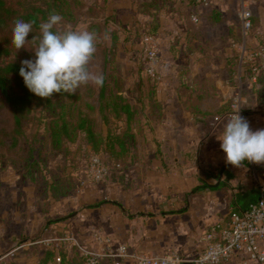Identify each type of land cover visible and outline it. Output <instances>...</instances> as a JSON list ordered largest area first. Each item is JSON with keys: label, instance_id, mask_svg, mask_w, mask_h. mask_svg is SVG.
I'll list each match as a JSON object with an SVG mask.
<instances>
[{"label": "crops", "instance_id": "obj_1", "mask_svg": "<svg viewBox=\"0 0 264 264\" xmlns=\"http://www.w3.org/2000/svg\"><path fill=\"white\" fill-rule=\"evenodd\" d=\"M209 6L221 13L214 23L227 30L213 40L196 24L184 30L179 12L170 18L176 25L168 24L155 38L161 109L159 117L146 114L144 137L134 134L136 150L159 149L162 157L152 153L134 161L97 207L77 210L70 222L81 231L84 247L106 251L125 245L130 253L175 255L190 264L212 226H225L232 211L246 209L264 194V75L250 81L242 67L229 62L236 47L230 32L234 20L223 0ZM242 8L248 9L246 1ZM263 14L255 34L240 29L243 45L254 47L259 37L264 41ZM235 95L249 118L242 135L226 129ZM244 260L236 253L226 264ZM121 264L136 263L127 258Z\"/></svg>", "mask_w": 264, "mask_h": 264}, {"label": "rangeland", "instance_id": "obj_2", "mask_svg": "<svg viewBox=\"0 0 264 264\" xmlns=\"http://www.w3.org/2000/svg\"><path fill=\"white\" fill-rule=\"evenodd\" d=\"M223 1L227 4L230 19L234 20L230 32L233 31L236 47L231 60L239 56V49L243 45L239 20L242 2H247V10L253 18V28L243 32L253 35L261 23L264 0ZM211 2H57L58 9L53 10L51 15L52 23L60 31L73 30L91 41L83 54L87 64L84 69L86 73L81 75L76 95L66 99L64 117L69 124L67 134L60 133L54 140L49 125L51 118L55 117L43 109H36L28 119L18 145L10 146V140L6 139L5 143L10 147L0 149V264H35L53 244L57 249L56 257L60 256L62 250L66 252L68 261L60 264H83L78 248L59 239L69 233L79 242L84 240L81 231L70 219L77 214V210L89 209L92 208L89 207L91 204L101 202L103 196L108 194L109 185L122 180V171L128 170L134 161H142L152 153L162 157L159 149L155 152L149 149L138 151L135 147L134 130L139 133L138 136H143L141 131L149 125L146 114L156 116L161 109L157 101L161 71L154 69L152 74L148 71L150 61L146 58V33L155 30L156 37L161 38L165 26L176 25L170 18L179 12L187 22L181 24L184 30L196 24L195 28L197 26V30L207 33L211 41L215 33L227 31L222 24L214 23L221 13L211 9ZM196 11L200 14L197 15ZM194 15L197 16L195 23L191 20ZM257 41L260 42V37ZM104 57L108 61L103 68ZM158 61L156 51L152 63L156 65ZM236 65L241 68L238 63ZM258 73L264 75L262 70ZM102 76L106 79L107 94L122 96L134 110L133 118L128 123L127 131L132 138L126 151L120 152L117 146L114 153L106 150L104 138L108 131L122 134L126 132V124L112 117L109 123L103 122L98 104ZM2 112V124L9 125L7 111ZM80 117L89 119L95 133L93 141L88 139L82 128L75 127ZM154 141L157 143L158 139ZM94 157L106 170L99 180L89 172ZM59 219L65 221H57Z\"/></svg>", "mask_w": 264, "mask_h": 264}, {"label": "trees", "instance_id": "obj_3", "mask_svg": "<svg viewBox=\"0 0 264 264\" xmlns=\"http://www.w3.org/2000/svg\"><path fill=\"white\" fill-rule=\"evenodd\" d=\"M62 1L0 0V114L6 110L10 121L9 125H5L0 118V149L18 145L24 136L26 123L36 109H43L55 117L51 118L49 125L54 140L60 133L67 134L69 124L64 117L66 99L76 95L81 75L86 73L83 54L91 41L73 30L60 31L52 23V11L58 9L57 2ZM155 34V30L146 33L157 38ZM259 44L264 45V41ZM231 60L232 64H237L238 56ZM107 61L104 57L103 68ZM258 72L260 69L255 64H248L244 75L250 81L253 77L258 80ZM106 85L102 76L98 104L103 122L109 123L112 117L126 124V132L122 134L108 131L104 138L106 150L114 153L117 146L120 152L126 151L132 138L127 131L128 123L134 110L122 96L108 95ZM75 127L82 128L88 139L93 141L95 133L87 117H80ZM6 139L10 140V146L5 143ZM99 204L96 202L89 207ZM55 247L54 244L50 246L35 264L68 261L66 252L62 250L59 253L60 262H56ZM80 257L85 264L84 257Z\"/></svg>", "mask_w": 264, "mask_h": 264}, {"label": "built area", "instance_id": "obj_4", "mask_svg": "<svg viewBox=\"0 0 264 264\" xmlns=\"http://www.w3.org/2000/svg\"><path fill=\"white\" fill-rule=\"evenodd\" d=\"M201 2L205 0H195ZM249 10L243 8L240 12L241 25L244 31L251 29L252 18ZM146 58L150 61L148 71L154 72L155 65L152 63L157 51L155 38L146 35ZM238 64L246 67L255 64L260 71H264V45L254 47L242 45L239 49ZM228 123L226 129L233 135H242L249 123V118L241 107L240 97L233 96L229 111L227 112ZM89 172L98 180L106 174L104 166L99 165L96 157L91 160ZM61 241L75 245L80 255L84 257L85 264H121L123 259L130 258L136 264H181L182 260L173 255L172 257H160L147 253H130L125 245H118L115 249L108 247L106 251L91 250L72 234H65ZM203 249L200 254L191 260L194 264H226L236 253L245 255L244 264H264V194L251 202L248 207L240 211H232L225 226L214 225L203 237ZM60 261V257H56Z\"/></svg>", "mask_w": 264, "mask_h": 264}]
</instances>
